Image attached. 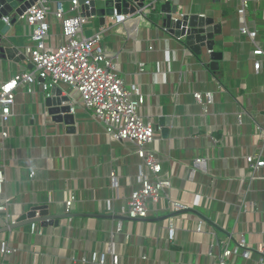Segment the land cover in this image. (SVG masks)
I'll return each mask as SVG.
<instances>
[{
	"label": "crops",
	"instance_id": "1",
	"mask_svg": "<svg viewBox=\"0 0 264 264\" xmlns=\"http://www.w3.org/2000/svg\"><path fill=\"white\" fill-rule=\"evenodd\" d=\"M173 3L184 14L213 18L222 25L216 51L224 60L218 71L211 70L206 49L197 57L148 19L149 7L160 8L162 0H146L144 13L123 23L112 17L101 25L98 17H91L85 27L86 36L103 35L125 83L137 85L146 97L139 114L155 129L152 147L162 160L163 179L172 183L167 197L151 207L147 219L122 218V233L116 234L120 218L108 214V206L119 212L140 187L135 145L110 139L82 107L75 115V132L69 133L49 114L48 98L37 84L34 94L17 95L7 139H1L0 126L4 193L12 199L10 221L40 207L60 219L47 226L36 222L42 232L35 234L32 224L25 221L12 228L0 215V250L3 242L14 250L0 253V264H98L92 262L93 254L101 256L108 245L119 264H218L212 255L234 249L242 236L250 257L235 255L229 264H258L256 247L264 244V168L252 176L247 158L264 161V56L254 57L255 47L241 33L239 2ZM247 17L250 28L259 31L257 44L264 51V0L250 2ZM30 33L18 22L9 40L26 54L32 45ZM253 60H261L259 71ZM19 70H33L29 57L19 64L0 59L1 81ZM57 91L64 97L74 94L65 85ZM194 93L213 94L215 104L208 113L195 102ZM198 159L203 163L194 169ZM113 173L118 188L111 185ZM74 195L70 217L65 203ZM168 201L179 206L173 211ZM171 218L176 221L172 240ZM106 264H113L111 256Z\"/></svg>",
	"mask_w": 264,
	"mask_h": 264
},
{
	"label": "built area",
	"instance_id": "2",
	"mask_svg": "<svg viewBox=\"0 0 264 264\" xmlns=\"http://www.w3.org/2000/svg\"><path fill=\"white\" fill-rule=\"evenodd\" d=\"M174 0H162V3ZM261 0H227L229 3L239 2L237 14L243 23L241 33L249 37L253 46L254 57L264 56L263 49L257 44L259 31L251 29L248 25V9L250 2ZM144 13V12H143ZM150 11H147L149 15ZM118 23H123L125 16H115ZM10 26V19L4 18ZM89 18L83 15L78 0H37V2L19 17V22L31 29L32 45L25 48V56L33 64L32 71H16L8 80H0V126L1 139L8 138L7 127L12 122L16 107L17 95L21 92L34 94L35 86L40 85L46 97L54 87L65 85L73 95L69 105L71 113L76 115L77 109L82 107L94 121L101 124L107 136L113 141H128L135 145V154L141 160L137 182L139 189L134 190L127 202L115 213L113 206H108V214L120 217L116 234L122 233V218L131 220L147 219L151 207L159 205L167 197V190L171 189L170 179H163V164L152 145L155 142V129L150 121L139 114V109L145 105L146 97L137 85H127L117 67L114 59L108 55L100 32L92 36L85 35V27ZM153 48L150 47V50ZM254 69L262 68L261 60H253ZM40 81V82H39ZM79 96V99L75 97ZM195 102L201 105L208 113L214 106L212 93H194ZM252 176L264 168V161L256 160L255 156L247 158ZM203 160L194 161V169L201 167ZM193 169V170H194ZM5 167L0 168V215H3L9 225L19 223L15 217L10 221L9 206L11 198L5 196L4 187L7 183ZM32 171L31 178L35 177ZM111 185L118 188L119 181L116 173L111 175ZM77 199L72 196L65 203V214L71 217ZM177 203L168 201V207L173 211ZM39 217V214H37ZM70 220H72L70 218ZM171 218L168 225V238L174 239L176 223ZM198 230H201L199 226ZM32 232L41 234L42 229L36 223L32 224ZM261 258L258 264H264V244L256 247ZM7 242L1 245V255L12 254ZM250 250L245 236H242L234 249L226 248L217 257L218 264H229L232 257L241 255L250 257ZM107 256L112 257L113 264H119V257L113 252L112 245H108L101 256L94 253L93 263L106 264Z\"/></svg>",
	"mask_w": 264,
	"mask_h": 264
},
{
	"label": "water",
	"instance_id": "3",
	"mask_svg": "<svg viewBox=\"0 0 264 264\" xmlns=\"http://www.w3.org/2000/svg\"><path fill=\"white\" fill-rule=\"evenodd\" d=\"M36 2L37 0H0V59L18 64L26 61V56L9 40V33L11 27L19 22V17ZM78 3L85 17H98L101 25L106 24L107 18L143 14L146 6V0H78ZM160 14L162 18L156 24L160 30L175 38L199 58L206 49L210 54L211 70H219L220 62L224 60V54L216 51V38L222 35L221 24L216 23L213 18L184 14L172 1L160 5ZM4 18L10 19V26L4 22ZM47 98L49 114L56 122L64 123L69 133H74L76 117L71 113L70 98L62 96L57 87L52 89V95ZM59 219L60 217L50 216L47 207H40L21 217L19 223L12 228L25 224V221L30 224L41 222L42 226L58 224Z\"/></svg>",
	"mask_w": 264,
	"mask_h": 264
},
{
	"label": "trees",
	"instance_id": "4",
	"mask_svg": "<svg viewBox=\"0 0 264 264\" xmlns=\"http://www.w3.org/2000/svg\"><path fill=\"white\" fill-rule=\"evenodd\" d=\"M149 11L148 19L156 25L158 22L157 14L160 13V8L159 6L151 5Z\"/></svg>",
	"mask_w": 264,
	"mask_h": 264
}]
</instances>
